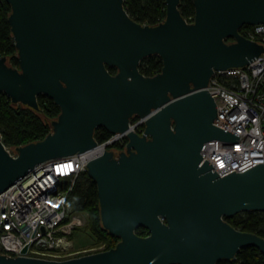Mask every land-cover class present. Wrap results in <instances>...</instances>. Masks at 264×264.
<instances>
[{"label": "water", "instance_id": "95a60500", "mask_svg": "<svg viewBox=\"0 0 264 264\" xmlns=\"http://www.w3.org/2000/svg\"><path fill=\"white\" fill-rule=\"evenodd\" d=\"M5 1L18 66L0 57V92L35 111L43 94L59 113L42 139L13 154L0 134V192L39 162L96 145L98 127L127 134V142L85 170L115 246L61 260L0 253V264H217L247 246L264 255L263 237L224 219L264 212V163L219 176L200 154L208 140H238L213 123L216 104L205 87L214 71L243 68L264 52L239 32L264 24V0H192L191 22L180 0H165L156 25L134 21L124 0ZM149 55L162 61L153 76L138 69ZM135 115L147 116L142 134L128 128Z\"/></svg>", "mask_w": 264, "mask_h": 264}, {"label": "built area", "instance_id": "2783aa9c", "mask_svg": "<svg viewBox=\"0 0 264 264\" xmlns=\"http://www.w3.org/2000/svg\"><path fill=\"white\" fill-rule=\"evenodd\" d=\"M239 32L264 45V24ZM205 89L216 104L213 123L239 137L237 141L204 142L202 161L207 160L219 176L264 163V52L243 68L214 71ZM146 118L133 116L128 128L142 134ZM95 140L96 145L85 151L39 162L0 192V253L61 260L106 249L105 244H99L68 251L70 235L87 222L86 214L70 204L77 178L87 162L104 150L115 155L124 150L127 134Z\"/></svg>", "mask_w": 264, "mask_h": 264}, {"label": "trees", "instance_id": "16d2710c", "mask_svg": "<svg viewBox=\"0 0 264 264\" xmlns=\"http://www.w3.org/2000/svg\"><path fill=\"white\" fill-rule=\"evenodd\" d=\"M123 6L128 15L140 24L156 25L166 15L165 0H124ZM178 9L186 21L193 20L192 0H180ZM10 11V5L5 0H0V57L5 56L9 65L18 66L17 51L7 21ZM247 27L250 25H243L240 31ZM230 40L232 39H226V41ZM161 66L162 61L158 55H149L140 61L138 69L145 76H153L160 71ZM108 70L111 74L116 72L114 67H109ZM37 103L39 111L21 104H12L9 97L0 92V134L4 146L10 151H13L16 146L40 140L50 131L49 122L56 118L59 107L43 94L37 96ZM109 134L103 127L96 128L94 132L97 140H103ZM72 199H74L73 209L86 214V225L94 242L105 244L106 249L115 246L119 238L110 235L101 225L97 186L88 177L86 171L77 178L71 195ZM224 219L238 230L255 233L264 238V212H241ZM135 232L140 236L147 235L144 227H138ZM217 264H264V255L258 248L247 246L241 248L234 259H222Z\"/></svg>", "mask_w": 264, "mask_h": 264}, {"label": "rangeland", "instance_id": "374dc122", "mask_svg": "<svg viewBox=\"0 0 264 264\" xmlns=\"http://www.w3.org/2000/svg\"><path fill=\"white\" fill-rule=\"evenodd\" d=\"M8 150H10V149H8ZM73 201H74V199L71 200V203H70L71 205H73ZM86 224H87V222H86ZM69 239H70V242L68 244L69 245V248H68L69 252H74L76 250H83V249H86L89 247H94V246L99 245V244L94 242L93 237L91 235V232L89 231L87 225L77 229L72 235H70ZM90 253H93V252H90ZM73 257H76V256H73ZM69 258H71V257H69Z\"/></svg>", "mask_w": 264, "mask_h": 264}]
</instances>
